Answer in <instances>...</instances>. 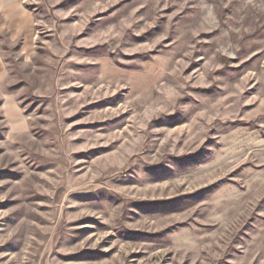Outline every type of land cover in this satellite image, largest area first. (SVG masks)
Listing matches in <instances>:
<instances>
[{
    "label": "rangeland",
    "instance_id": "rangeland-1",
    "mask_svg": "<svg viewBox=\"0 0 264 264\" xmlns=\"http://www.w3.org/2000/svg\"><path fill=\"white\" fill-rule=\"evenodd\" d=\"M0 264H264V0H0Z\"/></svg>",
    "mask_w": 264,
    "mask_h": 264
}]
</instances>
